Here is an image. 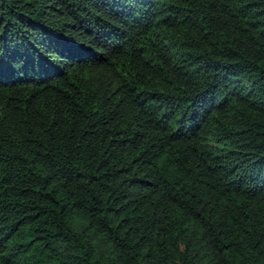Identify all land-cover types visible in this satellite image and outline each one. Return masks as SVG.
<instances>
[{
	"label": "trees",
	"instance_id": "obj_1",
	"mask_svg": "<svg viewBox=\"0 0 264 264\" xmlns=\"http://www.w3.org/2000/svg\"><path fill=\"white\" fill-rule=\"evenodd\" d=\"M0 264H264V0H0Z\"/></svg>",
	"mask_w": 264,
	"mask_h": 264
}]
</instances>
